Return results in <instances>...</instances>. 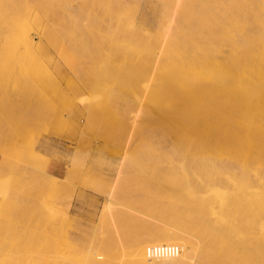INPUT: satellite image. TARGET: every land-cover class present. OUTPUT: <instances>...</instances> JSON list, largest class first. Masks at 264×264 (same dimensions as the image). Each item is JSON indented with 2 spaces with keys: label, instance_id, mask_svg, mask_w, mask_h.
<instances>
[{
  "label": "rangeland",
  "instance_id": "374dc122",
  "mask_svg": "<svg viewBox=\"0 0 264 264\" xmlns=\"http://www.w3.org/2000/svg\"><path fill=\"white\" fill-rule=\"evenodd\" d=\"M172 1L0 0L6 20L0 24V147L10 165L18 159L24 182L33 176L23 197L26 216L13 220L9 232L12 252L20 249L18 238L27 234L30 220L38 223L41 212L46 216L43 231L52 239H66V245L88 242L109 217V191L118 182L115 174L125 153L137 166L125 167L122 177L131 176L126 185L139 193L154 184V165L164 171L160 150L170 141L150 133L158 126L156 118L138 105L167 89L161 66L155 64L163 42L156 26L159 13L149 16L148 37H138L132 24L141 11L150 14L151 4ZM209 4L211 0H181L173 32L177 42L194 41L188 24H197L202 33L210 25L220 29L217 12L216 18L207 12ZM202 33L195 42L205 45ZM205 49L217 58L220 42ZM171 70L180 76L188 72ZM193 80L175 86L192 91L220 83L215 75L209 81ZM13 117L15 130L7 122ZM232 152L198 158L230 161L239 169L237 175L224 170L185 173L200 195L210 198L214 191L228 189L230 197L238 198L254 190V177L246 169L248 152L240 145ZM262 187L264 193V178Z\"/></svg>",
  "mask_w": 264,
  "mask_h": 264
},
{
  "label": "bare ground",
  "instance_id": "6f19581e",
  "mask_svg": "<svg viewBox=\"0 0 264 264\" xmlns=\"http://www.w3.org/2000/svg\"><path fill=\"white\" fill-rule=\"evenodd\" d=\"M211 1L207 12L211 16L213 11L214 18L217 12L220 29L210 25L202 33L197 24H188L194 39L189 43L177 42L173 34L181 0L151 4L150 14L141 11L135 17L137 36L148 37L149 16L159 13L156 26L163 42L155 64L161 66L167 89L138 105L156 118L158 126L150 133L170 141L160 150L166 165L163 172L154 165V184L139 193L126 185L131 176L122 177L125 167L137 166L125 153L115 174L118 182L109 191V219L93 230L88 242L66 245V239H52L43 231L46 216L41 212L38 223L30 220L27 234L18 238L20 249L9 250L13 220L27 213L23 197L33 176L24 182L18 159L10 165L0 147V264H264V163L258 162L264 160V0ZM2 11L0 24L6 22ZM200 32L207 47L220 42L217 58L195 42ZM179 68L188 72L180 76L171 70ZM212 75L220 79L213 88L186 91L175 86L185 79L209 81ZM12 119H7L9 129ZM238 145L248 152L246 169L254 177V190L238 198L230 197L228 189L216 190L210 198L200 195L185 173L224 170L237 175L239 169L230 161L201 162L198 157L233 154ZM152 248L153 254L148 251Z\"/></svg>",
  "mask_w": 264,
  "mask_h": 264
},
{
  "label": "built area",
  "instance_id": "2783aa9c",
  "mask_svg": "<svg viewBox=\"0 0 264 264\" xmlns=\"http://www.w3.org/2000/svg\"><path fill=\"white\" fill-rule=\"evenodd\" d=\"M148 251H150V253H152L153 254V252L155 251V249H148Z\"/></svg>",
  "mask_w": 264,
  "mask_h": 264
}]
</instances>
